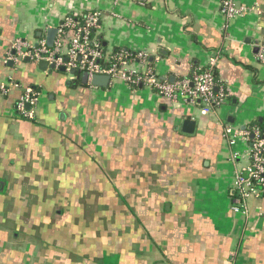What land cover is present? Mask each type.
<instances>
[{"label": "crops", "instance_id": "crops-1", "mask_svg": "<svg viewBox=\"0 0 264 264\" xmlns=\"http://www.w3.org/2000/svg\"><path fill=\"white\" fill-rule=\"evenodd\" d=\"M236 4L247 13L226 22L220 0H0V264H264V198L233 211L245 145L223 132L264 118V0ZM86 11L101 12L104 46L145 51L160 79L217 56L225 103L202 115L9 59L14 40L34 46ZM27 87L39 93L34 120L14 112Z\"/></svg>", "mask_w": 264, "mask_h": 264}, {"label": "built area", "instance_id": "built-area-1", "mask_svg": "<svg viewBox=\"0 0 264 264\" xmlns=\"http://www.w3.org/2000/svg\"><path fill=\"white\" fill-rule=\"evenodd\" d=\"M247 8L237 6L236 0H220V12L226 22L247 13ZM100 11H86L64 16L56 28L52 47H48L45 38L36 45H29L20 39L13 41L11 49L15 51L14 62L28 59L33 63L44 61L53 70L65 68L66 72L74 69L87 73V85L93 76H107L108 86L120 82L130 90L145 88L170 101L180 100L191 106H200L202 115L209 114L226 101V93L214 78L217 56H210L204 68L191 74L189 78L170 82L160 79L152 66L149 55L142 50L117 47L107 48L98 37L100 28ZM257 59L264 62V45L258 46ZM5 91V85L0 84ZM39 93L27 87L14 105V112L24 120H34V108L37 106ZM264 122V118L262 119ZM224 135L230 139L239 136L247 145L243 158L246 166L233 177L231 189L234 192L235 213H246V201L249 197L264 198V125H253L245 131H237L225 126ZM252 136V138H251Z\"/></svg>", "mask_w": 264, "mask_h": 264}, {"label": "water", "instance_id": "water-1", "mask_svg": "<svg viewBox=\"0 0 264 264\" xmlns=\"http://www.w3.org/2000/svg\"><path fill=\"white\" fill-rule=\"evenodd\" d=\"M56 31L57 30L55 28H48L46 30V44L48 47H52L54 38L56 36ZM255 51H258V47L255 48ZM26 61L28 62L29 60L26 59ZM9 65H12V62H9ZM37 65H38V70L40 71H45L47 68H49L50 70L54 69L53 65L48 66V64L44 61H40ZM58 71L60 73L66 72L65 68L63 67L59 68ZM66 73H68L69 76L74 77L75 80H80L81 84L87 85L88 83L87 73L85 72L80 73L79 71H76L74 69ZM90 84L96 88H106L108 87L109 84V78L107 76H93ZM182 131L186 134H192L194 131V122L191 120H184L182 124Z\"/></svg>", "mask_w": 264, "mask_h": 264}, {"label": "rangeland", "instance_id": "rangeland-1", "mask_svg": "<svg viewBox=\"0 0 264 264\" xmlns=\"http://www.w3.org/2000/svg\"><path fill=\"white\" fill-rule=\"evenodd\" d=\"M22 61V60H21ZM23 62V61H22ZM62 77L68 79L70 76L68 75V73H61L60 74ZM247 145H245L243 148L239 149V155L240 156H243L244 155V152H245V149H246Z\"/></svg>", "mask_w": 264, "mask_h": 264}, {"label": "trees", "instance_id": "trees-1", "mask_svg": "<svg viewBox=\"0 0 264 264\" xmlns=\"http://www.w3.org/2000/svg\"><path fill=\"white\" fill-rule=\"evenodd\" d=\"M214 78H215V77H214ZM255 125L261 127V126L264 125V122H263V121H260V120H257V121L255 122Z\"/></svg>", "mask_w": 264, "mask_h": 264}]
</instances>
